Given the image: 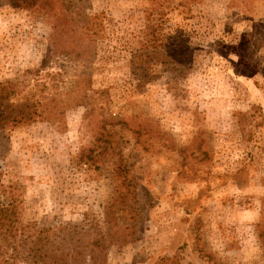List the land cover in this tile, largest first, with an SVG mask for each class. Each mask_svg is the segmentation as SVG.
<instances>
[{
    "label": "rangeland",
    "instance_id": "374dc122",
    "mask_svg": "<svg viewBox=\"0 0 264 264\" xmlns=\"http://www.w3.org/2000/svg\"><path fill=\"white\" fill-rule=\"evenodd\" d=\"M52 7L0 0V264H264V0Z\"/></svg>",
    "mask_w": 264,
    "mask_h": 264
},
{
    "label": "trees",
    "instance_id": "16d2710c",
    "mask_svg": "<svg viewBox=\"0 0 264 264\" xmlns=\"http://www.w3.org/2000/svg\"><path fill=\"white\" fill-rule=\"evenodd\" d=\"M55 0H13V2L19 5H24V7H32L36 9H47L51 10L53 7ZM4 116L3 112H0V124L5 123V119L2 117ZM15 121H17V117H14ZM15 204L9 201L7 204L0 203V223L1 226H6L7 221L10 218V214H12V210L14 209Z\"/></svg>",
    "mask_w": 264,
    "mask_h": 264
}]
</instances>
